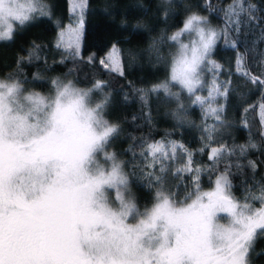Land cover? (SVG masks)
<instances>
[{
	"label": "snow or ice",
	"instance_id": "snow-or-ice-1",
	"mask_svg": "<svg viewBox=\"0 0 264 264\" xmlns=\"http://www.w3.org/2000/svg\"><path fill=\"white\" fill-rule=\"evenodd\" d=\"M13 2L0 0V26L7 25L0 30V39L11 38L13 30L8 23L9 17L23 26L32 18L31 13L38 11L41 15H48L47 6L41 0H28L26 6L22 5L19 9L8 6ZM76 7L80 9L79 18L74 26L70 24L58 33L56 47L65 48L68 58L77 64L91 61L95 66L94 57L86 61L81 55L83 13L87 0H79ZM252 7L243 6L242 0H233L229 5V23L237 31L242 22L260 18L255 15L240 17V13L248 14ZM207 20L205 16L190 15L183 19L182 27L169 37L181 49L179 71L174 67L173 79H178L181 88L195 96L192 103L201 108L215 102L217 97L226 98L231 91L230 81L217 83L214 78L207 97L195 95V91L203 86L202 71L205 67L213 72L222 69V65L209 59L220 32L206 31L201 25ZM193 31L198 40H192L189 49L179 38L181 33ZM228 31L230 29L226 26V44L229 43ZM66 36L69 37L67 41ZM230 46L235 47V44ZM40 47L33 43L28 60L39 59L37 53ZM23 59L21 57L17 64ZM99 63L105 71L124 75L115 46ZM244 64L245 54L238 53L237 73L260 88L261 100L264 101V68L261 76H253L244 70ZM52 84L58 96L72 91L79 96V90H73L69 85H64L61 90V83L56 79L52 80ZM103 84L97 81L93 88L100 89ZM19 89L18 82L11 85L0 83V264H251L249 254L256 243L264 239V187H261L259 196L249 190L246 202L238 203L230 194L232 185L229 176L232 173L229 166L216 177L214 190L201 192L200 173L204 169L191 167L192 154L177 142L156 141L142 146L140 155L152 158L148 167L154 168L159 164L161 174L165 173L168 149L173 153L171 158L175 159L176 149L180 148L187 154L188 160L176 172L195 173V190L185 200L192 196L195 199L191 203L177 202L173 193L158 190L156 202L144 212H140L131 201L123 199L118 210H114L106 199L105 187L127 184L122 162H117L115 156L108 154L107 159L112 162L110 168H98L95 173H89L84 167L92 153L103 149L109 137L117 131L115 125H109L100 116L103 104L92 110H82V105H79L78 111L83 120L70 123L66 110L57 99L50 117L43 120L36 117L35 122H29L28 116H11L7 106L8 97L14 96ZM160 89L167 93L168 84L153 85L151 91ZM91 91L89 89L85 95ZM137 91L144 92L143 89ZM175 98L177 101L180 99L178 94ZM29 99L34 100L38 111H42V97L36 95ZM141 99L145 96L141 95ZM260 109L264 116V103L260 104ZM223 111V105L204 108V116L211 115L223 125ZM206 131L211 142L215 127ZM256 147L251 138L247 145L232 149L222 145L211 150L210 159L215 163L221 155H234L237 148L243 156L249 148ZM247 166L255 171L254 162L249 161ZM235 167L239 170L243 165L236 164ZM153 175V172L147 173L149 180ZM156 180L159 183L162 175ZM249 200L259 201L261 207L254 208L247 202ZM218 213L227 214V226L217 222ZM137 217H140L137 223L127 222Z\"/></svg>",
	"mask_w": 264,
	"mask_h": 264
},
{
	"label": "trees",
	"instance_id": "trees-1",
	"mask_svg": "<svg viewBox=\"0 0 264 264\" xmlns=\"http://www.w3.org/2000/svg\"><path fill=\"white\" fill-rule=\"evenodd\" d=\"M232 2L87 0L83 13L81 55L86 61L94 57L93 66L91 61L75 63L68 58L65 48L56 47L59 26L72 19L69 0H41L47 6L48 15H41L38 11L31 13L32 18L23 26L15 23L10 39H0V77L17 81L21 91H36L44 95L54 91L52 80L60 82L68 76L81 87L91 86V102L103 104L100 116L109 125L117 126V131L105 143L100 158L103 161L108 154L115 153L122 162V169L128 178V190L138 209L156 201L158 190L173 193L177 202L186 203L195 198L192 196L185 200L195 190V173L176 172L188 160L187 154L180 148L176 149L175 159L171 158L173 153L168 150L169 159L165 160L167 171L163 174L159 164L154 168L148 167L152 163L151 156L140 155L142 146L160 140L183 145L192 154L191 167L204 169L200 173V191L208 188L216 175L231 166L229 180L232 193L236 199L246 202L249 190L259 196L261 187H264V127L260 113V104L264 101L261 100L260 88L237 73L236 56L238 53L245 54L244 70L253 76H261L264 68V0H242L243 6L254 7L248 14L240 13V17L255 15L260 18L242 22L239 31L229 23L227 15V5ZM189 12L208 17V21L220 32L209 59L222 65V69L213 72L205 67L202 71L203 86L195 91V95L207 97L214 78L217 83L230 81L231 91L226 98L217 97L215 102L204 105V108L223 105V125L211 115L205 118L204 108L192 103L195 96L178 86L175 94L179 95V101L175 95L169 96L162 90L151 91L153 85L167 79L169 54L178 46L169 37L182 26ZM226 26L230 29L228 44L225 43ZM187 35L182 33L180 42ZM33 43L41 46L37 53L39 59L28 60ZM113 46L118 50L123 76L103 70L99 63L113 50ZM21 57L24 59L18 65ZM96 80L104 82L102 88H93ZM140 89L144 92L137 91ZM141 95L145 99L142 100ZM213 127L215 131L210 142L206 129ZM250 138L257 147L249 148L245 155L241 156L237 148L234 155H221L215 163L210 159L213 148L226 145L232 149L247 145ZM249 161L255 163V171L247 166ZM236 164L243 167L238 170ZM149 172L154 173L151 180L147 176ZM161 175L162 180L158 183L156 177ZM247 202L259 204V201ZM262 248L259 240L249 254L251 264H264Z\"/></svg>",
	"mask_w": 264,
	"mask_h": 264
},
{
	"label": "clouds",
	"instance_id": "clouds-1",
	"mask_svg": "<svg viewBox=\"0 0 264 264\" xmlns=\"http://www.w3.org/2000/svg\"><path fill=\"white\" fill-rule=\"evenodd\" d=\"M26 4L27 3H25V0H14V2L8 6L15 8V9H19L22 5L26 6ZM193 14L199 15L203 18V16L197 12H189L185 16V19H187L188 16L193 15ZM16 22L18 21H16L13 17L8 18V23L11 24L13 31H14V26ZM201 26L204 27L206 31L208 30L218 31L208 20L205 21ZM6 27L7 25L0 26V30H3V28H6ZM192 37L198 40L197 34L195 33V31H193L190 33V38L188 40V43H184V42H181V43L187 44L189 49H191ZM188 54L191 55L190 51ZM180 58H181V49H180V45H178L169 54V57H168L167 79L162 80L158 83V84H165V83L168 84V92L165 94L169 96L175 95V89L177 86L181 88L179 80L173 79L174 67L177 72L179 71L178 61L180 60ZM0 83L11 85L13 83H17V81L9 79L7 77H0ZM64 85H69V87L73 90H79V96L76 94L75 91L66 93L62 96H58L57 89L55 88L54 94L48 96L46 99L43 100L42 111H38L34 100L29 99V97H35L38 94L34 92H29V93L22 92L21 85H20V89L16 92V94L14 96H9L7 99V106L11 110L10 115L14 117L15 116H20V117L28 116L29 122L34 116L39 117L41 120H43L46 117H50L51 111L55 107L57 99H59V103L66 110L68 114V120L71 123L77 119L83 120V116L80 114V111H78L79 105H82V110H92V109H96V106L98 104H101V102H96V103L91 102L90 93L85 95V93L88 92V90L77 88L71 81H66V82L61 83V90L63 89ZM160 90L163 91V89H160ZM3 91H7V89H3ZM29 113H33V115L29 116L28 115ZM103 120L105 119L103 118ZM103 152H104V147L103 149H97L96 151L92 153L91 159L84 166L87 172L95 173L98 170V168L106 169L108 168L109 162L111 165L112 162L109 161L107 158L103 161L101 160L100 157H101V153ZM111 155L115 156V153H111ZM116 161L120 162L117 158H116Z\"/></svg>",
	"mask_w": 264,
	"mask_h": 264
},
{
	"label": "rangeland",
	"instance_id": "rangeland-1",
	"mask_svg": "<svg viewBox=\"0 0 264 264\" xmlns=\"http://www.w3.org/2000/svg\"><path fill=\"white\" fill-rule=\"evenodd\" d=\"M28 0H25V3H27ZM79 3V0H69V11L72 13V19L71 21H65L63 24H61V26H59L58 28V32H57V36H58V33L64 29H67L69 27V25H75V21L79 18V15H80V9L78 7H76V5ZM233 3V2H232ZM232 3L228 4L227 5V11L229 10V5H231ZM75 9V10H74ZM182 27V26H181ZM187 33V32H185ZM187 38L183 39L181 42H184V43H188V40L190 38V33H187ZM182 36V33L181 35ZM69 39L68 36L65 37V40L67 41ZM195 38L192 37V40H194ZM111 52V51H110ZM109 52V53H110ZM108 53V54H109ZM108 54L106 55V58L108 56ZM105 58V59H106ZM119 59V57H118ZM66 81H71L77 88L79 89H83V90H88L91 86L89 87H81L79 86L77 83H75L69 76L68 77H65L62 81H60V83H63V82H66ZM98 80H96L95 82H97ZM94 82V83H95ZM56 88V87H55ZM55 88H54V91L50 94H54L55 92ZM22 92H25V93H29V92H34V93H37L38 96L42 97L43 99H46L48 96L50 95H44L40 92H36V91H22ZM261 113V112H260ZM261 116H262V113H261ZM36 121V117L34 116L30 122H35ZM262 124H263V127H264V116H262ZM161 141V140H160ZM162 142H165V141H162ZM166 143V142H165ZM170 150V149H168ZM110 163L108 165V168H110ZM123 171V169H122ZM124 173V171H123ZM125 174V173H124ZM221 173H219L218 175H216L212 181V184L202 190L201 192H209V191H212L214 190V182L216 180V177L219 176ZM230 194L232 197L235 198V196L233 195L232 193V190L230 189ZM105 196H106V199L109 201V206L112 207L114 210H118L119 208V205H120V200L123 199L125 201H131L133 204H135L132 196H131V193L129 192L128 190V186L127 184L125 186H120V185H117L116 187H105ZM195 199V198H193ZM235 200L238 202V203H245L241 200H238L235 198ZM156 201H154L152 204H150L148 207L146 208H143V209H138L140 212H144L146 209H150L153 204L155 203ZM192 200L186 202V203H191ZM136 206V205H135ZM179 206V205H178ZM254 208H259L261 207V204H257V205H252ZM140 219V217H137L136 219H129L127 222L130 223V224H135L138 222V220ZM218 223H220L221 225H225L227 226V224L229 223V219L227 218V214L226 213H218V220H217Z\"/></svg>",
	"mask_w": 264,
	"mask_h": 264
},
{
	"label": "flooded vegetation",
	"instance_id": "flooded-vegetation-1",
	"mask_svg": "<svg viewBox=\"0 0 264 264\" xmlns=\"http://www.w3.org/2000/svg\"><path fill=\"white\" fill-rule=\"evenodd\" d=\"M261 242H262V245L264 247V239H261ZM262 251L264 252V248H262ZM263 255H264V253H263ZM262 260H264V256L262 257Z\"/></svg>",
	"mask_w": 264,
	"mask_h": 264
}]
</instances>
